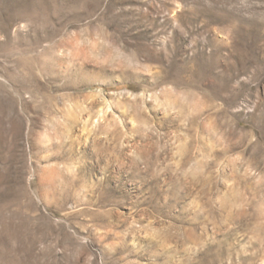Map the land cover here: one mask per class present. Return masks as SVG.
Listing matches in <instances>:
<instances>
[{"label": "rangeland", "instance_id": "1", "mask_svg": "<svg viewBox=\"0 0 264 264\" xmlns=\"http://www.w3.org/2000/svg\"><path fill=\"white\" fill-rule=\"evenodd\" d=\"M0 264H264V0H0Z\"/></svg>", "mask_w": 264, "mask_h": 264}]
</instances>
